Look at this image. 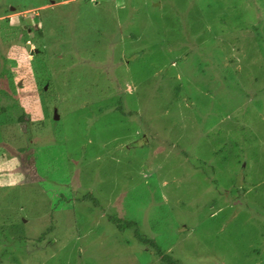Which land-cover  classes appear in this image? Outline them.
Wrapping results in <instances>:
<instances>
[{
	"label": "rangeland",
	"instance_id": "rangeland-1",
	"mask_svg": "<svg viewBox=\"0 0 264 264\" xmlns=\"http://www.w3.org/2000/svg\"><path fill=\"white\" fill-rule=\"evenodd\" d=\"M0 107V264H264V0H0Z\"/></svg>",
	"mask_w": 264,
	"mask_h": 264
},
{
	"label": "trees",
	"instance_id": "trees-1",
	"mask_svg": "<svg viewBox=\"0 0 264 264\" xmlns=\"http://www.w3.org/2000/svg\"><path fill=\"white\" fill-rule=\"evenodd\" d=\"M32 30H34V29H32ZM34 32L35 33H38V34H41V30L40 29L34 30ZM37 62H38V66H39V68H38L39 73L42 74L43 75V78H44V74L46 73V71L44 70L43 66H45V64L44 65H41V61H37ZM178 88L179 87H175V91L178 90ZM13 102H15V101H13ZM13 105H14V103H12V106ZM7 107H0V113H3L4 110H6L5 108H7ZM22 113H23L22 115H19L17 117L18 121H21L23 118H26V120H28V115L25 114L24 112H22ZM2 118H4V117H3V115L0 114V130H2V127H5V124H8L6 122L11 121V118H7L9 120L2 119ZM11 122H13V121H11ZM17 124L18 123H16V125ZM6 127H8V126L6 125ZM9 131H12V129H9ZM25 148L26 147L25 146H22V145L16 147V149H17L18 152H21L23 150L26 151ZM217 152L218 151H216L215 154ZM237 154L238 153H236L235 151L227 150L224 154H222V160H225V159L228 160L232 156L237 155ZM82 199H94V198L92 197V195L90 193H87V194H85V195L82 196ZM108 220L111 221L114 225H116V227L118 229H120V230H122L125 227H133L134 228V236L139 241H141V242H143L145 244H148L154 250V252L160 257V260L164 264H179V263H177V260L176 259L172 258L168 253L164 252L161 249V247L152 238H149V237H146V236L141 235L139 233V230L137 229V224H136L135 221L130 220V219H127V218H122V217H119L117 215H109L108 216ZM45 233L46 232L42 233V235H44Z\"/></svg>",
	"mask_w": 264,
	"mask_h": 264
},
{
	"label": "water",
	"instance_id": "water-1",
	"mask_svg": "<svg viewBox=\"0 0 264 264\" xmlns=\"http://www.w3.org/2000/svg\"><path fill=\"white\" fill-rule=\"evenodd\" d=\"M26 49H28L30 51V53H32L33 49H31V44L29 42L26 43ZM35 51H38V49H34ZM54 116L55 118L57 117V112L56 110L54 111Z\"/></svg>",
	"mask_w": 264,
	"mask_h": 264
},
{
	"label": "flooded vegetation",
	"instance_id": "flooded-vegetation-1",
	"mask_svg": "<svg viewBox=\"0 0 264 264\" xmlns=\"http://www.w3.org/2000/svg\"><path fill=\"white\" fill-rule=\"evenodd\" d=\"M32 29H33V28H32ZM28 30H31V28H30V27H28L27 31H28ZM26 43H27V41L24 43V44H25V47H26Z\"/></svg>",
	"mask_w": 264,
	"mask_h": 264
}]
</instances>
